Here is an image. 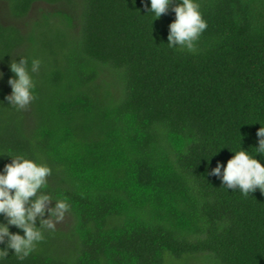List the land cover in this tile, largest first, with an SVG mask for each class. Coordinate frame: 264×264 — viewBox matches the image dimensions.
<instances>
[{
	"label": "trees",
	"instance_id": "trees-1",
	"mask_svg": "<svg viewBox=\"0 0 264 264\" xmlns=\"http://www.w3.org/2000/svg\"><path fill=\"white\" fill-rule=\"evenodd\" d=\"M146 2L0 0V171L46 164L45 191L69 205L4 264H264V193L209 174L259 146L264 0H196L194 52L167 45L176 0L158 20ZM20 58L41 62L22 110L6 100Z\"/></svg>",
	"mask_w": 264,
	"mask_h": 264
},
{
	"label": "clouds",
	"instance_id": "clouds-1",
	"mask_svg": "<svg viewBox=\"0 0 264 264\" xmlns=\"http://www.w3.org/2000/svg\"><path fill=\"white\" fill-rule=\"evenodd\" d=\"M172 3L173 0H147L144 7L147 15L152 14L158 20L169 12ZM171 11L175 13V20L169 25L168 47L194 52L196 42L207 28L199 4L196 0H176ZM40 63L33 59L29 67L28 59L20 58L10 64L14 76L8 81L12 93L6 100L11 107L22 110L35 99L32 74L39 71ZM0 79H3L2 72ZM257 137L259 146L252 149L255 155H264V125L258 130ZM232 152L234 156L226 166L218 162L209 174L219 178L223 187L233 191L238 189L242 195L247 196L258 189L264 193V164L249 151ZM9 157L11 162L0 171V215L7 218L6 224L0 223V245H4L0 247V264H4L12 250L19 261L29 257L44 240V233L54 231L69 211L65 200L54 199L45 191L47 178L51 175L46 164L23 155ZM11 226L20 229L23 235L11 232Z\"/></svg>",
	"mask_w": 264,
	"mask_h": 264
}]
</instances>
